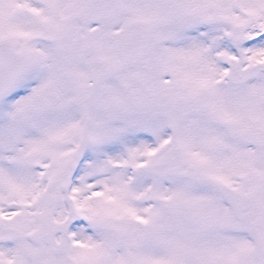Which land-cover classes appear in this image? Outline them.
Here are the masks:
<instances>
[{"label":"snow or ice","instance_id":"snow-or-ice-1","mask_svg":"<svg viewBox=\"0 0 264 264\" xmlns=\"http://www.w3.org/2000/svg\"><path fill=\"white\" fill-rule=\"evenodd\" d=\"M0 264H264V0H0Z\"/></svg>","mask_w":264,"mask_h":264}]
</instances>
